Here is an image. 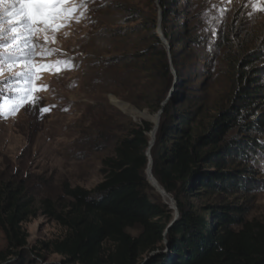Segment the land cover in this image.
Masks as SVG:
<instances>
[{
    "label": "trees",
    "instance_id": "obj_1",
    "mask_svg": "<svg viewBox=\"0 0 264 264\" xmlns=\"http://www.w3.org/2000/svg\"><path fill=\"white\" fill-rule=\"evenodd\" d=\"M160 5L162 32L171 51L158 34L159 19L138 17L148 22L145 30L151 44L126 59L135 71L145 67L159 82V89L149 91L145 99L153 112L163 111L156 141L150 150L155 124L136 125L108 161L105 182L94 190L66 185L67 204L62 209L50 199L43 200L45 215L67 234L43 243L42 250L72 264H264V223L248 221L247 210L240 206L218 202L198 208L194 202L203 196L245 192L255 182L254 172L233 166L264 153L258 139L264 136V86L258 80L261 72L256 73V65L264 59L252 53L242 64L233 60L231 103L213 121L198 123L199 109L189 106L202 102L197 94L200 76L184 70L181 63L186 56L180 54V48L194 39L186 20L191 6L185 1L179 7V0H160ZM173 15L178 17V28L170 25ZM165 83L174 91L164 106ZM235 129L239 139L228 141ZM149 150L153 176L177 206V219L151 185ZM34 203L24 184L0 182V230L6 246L0 251V264H36L27 258L29 235L24 229L36 215ZM132 229L141 233L134 236ZM36 257L45 258L40 253Z\"/></svg>",
    "mask_w": 264,
    "mask_h": 264
},
{
    "label": "rangeland",
    "instance_id": "obj_2",
    "mask_svg": "<svg viewBox=\"0 0 264 264\" xmlns=\"http://www.w3.org/2000/svg\"><path fill=\"white\" fill-rule=\"evenodd\" d=\"M185 1L191 6L186 20L194 39L180 48V54L186 56L181 64L185 71L200 76L197 94L202 102L189 107L199 109L198 123L202 124L217 118L232 101L236 73L232 61L238 59L242 64L252 53L264 59V12L253 8L250 0H179V7ZM87 8L79 23L61 30L57 42L49 45L57 50L56 54L47 56L43 54L45 48L36 50L37 72L32 84L34 89L44 90L33 91L35 105L30 96L15 115L0 112V182L22 183L35 199L36 215L24 224V229L29 235L27 258L36 264H72L42 250L43 243L67 234L65 228L45 215L42 201L50 199L62 209L67 204L66 185L96 189L109 175L108 161L116 157L118 144L136 125H156L160 114L145 102L149 91L159 89V82L150 78L145 67L137 72L129 66V59L126 61L151 44L145 30L148 22L138 17L159 19L160 0H90ZM179 24L173 15L170 25L178 28ZM62 59H71L74 67L61 65L63 70L59 72L44 67ZM239 65L238 71L243 72ZM22 67L18 65L14 72L5 68L0 75V107L6 106V98L8 105L15 101L8 77ZM256 69V73L261 72L258 80L264 86V62ZM163 88L168 102L174 86L165 83ZM43 108L50 111L44 112ZM238 136L235 129L227 140ZM258 139L264 144V136ZM257 155V160L237 161L233 166L255 173L249 190L211 199L203 196L194 200L195 205L233 204L247 210L248 221L264 223V153ZM130 232L138 236L141 229ZM5 247L0 230V251ZM37 253L45 258H37Z\"/></svg>",
    "mask_w": 264,
    "mask_h": 264
},
{
    "label": "snow or ice",
    "instance_id": "obj_3",
    "mask_svg": "<svg viewBox=\"0 0 264 264\" xmlns=\"http://www.w3.org/2000/svg\"><path fill=\"white\" fill-rule=\"evenodd\" d=\"M89 2L80 0L76 4L75 0H0V75H3L5 68L14 72L18 65H23L15 75L8 77L9 90L16 93L15 101L8 105L6 98V106L0 107V112L15 115L18 108L29 101L30 96L31 103L35 105L37 99L32 95L33 91L44 90L39 87L34 89L32 84L37 72V64L34 62L36 50L45 48L44 55L56 54L57 50L49 45L57 42L56 36L61 30L70 27L73 22L79 23L85 17ZM225 2L230 3L231 0ZM250 2L253 8L264 12V0ZM61 65L74 67L71 59L56 60L44 67L49 70L55 68L59 72L63 70ZM41 110L50 111L49 108Z\"/></svg>",
    "mask_w": 264,
    "mask_h": 264
},
{
    "label": "bare ground",
    "instance_id": "obj_4",
    "mask_svg": "<svg viewBox=\"0 0 264 264\" xmlns=\"http://www.w3.org/2000/svg\"><path fill=\"white\" fill-rule=\"evenodd\" d=\"M159 120L160 119H157L156 129L151 133V144L152 145H154L156 138H157V135H158V132H159V130H158ZM151 165H152V163L150 164V168L148 170V177H149V180L151 182V185L159 192L163 201L165 203H167L171 208H174L175 205H174L173 199L164 191V189L159 185V183L154 178L153 173H152L153 166H151Z\"/></svg>",
    "mask_w": 264,
    "mask_h": 264
},
{
    "label": "water",
    "instance_id": "obj_5",
    "mask_svg": "<svg viewBox=\"0 0 264 264\" xmlns=\"http://www.w3.org/2000/svg\"><path fill=\"white\" fill-rule=\"evenodd\" d=\"M162 17H163V13L162 12H160V17H159V24H158V34H159V36H160V38L162 39V41L164 42V44L166 45V47L168 48V50H169V52L171 51V49H170V46H169V44L167 43V41H166V39H165V37H164V35H163V32H162ZM170 61H171V63H172V58H171V56H170ZM172 66H173V64H172ZM173 75L175 76V78H176V72H175V70H174V68H173ZM171 97H172V95H171ZM171 97L169 98V100L171 99ZM169 100H168V102H169ZM168 102H166L165 104H164V106L168 103ZM162 114H163V111H161L160 112V114H159V126H158V130H159V127H160V124H161V116H162ZM152 144H150V150H151V148H152ZM150 150H149V158H150V164L152 163V165L151 166H153V160H152V157H151V153H150ZM167 204V203H166ZM174 205H175V203H174ZM171 209H173V210H175V212H176V215H175V217H176V219L178 218V211H177V206L175 205V207L174 208H171Z\"/></svg>",
    "mask_w": 264,
    "mask_h": 264
}]
</instances>
